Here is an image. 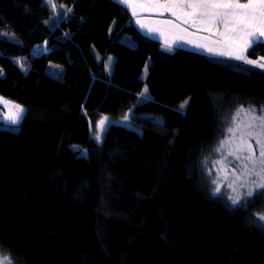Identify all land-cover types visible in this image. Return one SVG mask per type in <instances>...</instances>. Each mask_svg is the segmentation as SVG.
I'll return each instance as SVG.
<instances>
[{
	"label": "trees",
	"instance_id": "16d2710c",
	"mask_svg": "<svg viewBox=\"0 0 264 264\" xmlns=\"http://www.w3.org/2000/svg\"><path fill=\"white\" fill-rule=\"evenodd\" d=\"M0 71L25 109L0 124L13 264H264V190L233 205L213 183L231 116L264 106V69L168 49L113 0H0Z\"/></svg>",
	"mask_w": 264,
	"mask_h": 264
},
{
	"label": "snow or ice",
	"instance_id": "6c2138e0",
	"mask_svg": "<svg viewBox=\"0 0 264 264\" xmlns=\"http://www.w3.org/2000/svg\"><path fill=\"white\" fill-rule=\"evenodd\" d=\"M50 2V0H49ZM126 9H131L137 17L136 23L149 33H159L164 39L165 47L171 49L178 41L195 43L189 36L207 33L201 37L208 40L216 37L210 43H195L197 48L218 56H228L257 68L264 69V57L249 59L250 49L264 44V0H119ZM55 8V4L51 3ZM140 10V11H138ZM70 11V10H69ZM147 12L148 17L141 18V12ZM167 19H152V16ZM192 30V31H190ZM4 35H7L5 33ZM15 39V37H10ZM255 55V53H252ZM109 64L112 58L109 57ZM23 68V63H21ZM0 71V75H2ZM147 89H145V92ZM0 104L8 108L6 119L16 124L25 111L19 104L0 97ZM188 104L185 100L180 106L183 110ZM125 119H128L125 116ZM107 118L99 121L96 127L103 132ZM225 139L219 142L214 151L226 153L222 160L216 163L224 166L230 156L239 161V176L228 184L235 195L229 197L233 205L241 201L237 191L236 180L243 178L239 187H247L246 197H252L256 190H264V106L259 110L255 107H238L231 116L230 126L226 129ZM101 137L97 136L99 140ZM230 162V161H229ZM236 168L233 169L235 176ZM215 192L221 188L218 181ZM264 194V193H262ZM264 220V216L260 217ZM264 226V225H262ZM0 264H13L7 256L0 254Z\"/></svg>",
	"mask_w": 264,
	"mask_h": 264
},
{
	"label": "rangeland",
	"instance_id": "374dc122",
	"mask_svg": "<svg viewBox=\"0 0 264 264\" xmlns=\"http://www.w3.org/2000/svg\"><path fill=\"white\" fill-rule=\"evenodd\" d=\"M187 39H191V40L195 41V43H206V41L201 40L199 38L197 39V38L187 37ZM195 39H197V40H195ZM195 43H185L184 41H179V42L173 44L172 48L181 47V48H184L187 50H191V51H195V52H199V53H203V54H205V53H207L208 55L211 54V53L206 52L204 49L197 48L195 46ZM50 69H51V67H49V70L46 71L44 78L49 77V78H52L53 80L57 79L55 76H49V73L57 75L55 72H51ZM23 114H24V112L21 114V119L16 123V126H12L11 129H13L15 131L18 130V126L22 121ZM127 117H128V115H127ZM104 118H107L105 130L109 125H121V126H127L128 125V119H125V118L113 119L110 117H103L102 119H104ZM10 123H12V122L10 121ZM98 132H99V135H101L103 133L99 129H98ZM224 155H226V153L219 152L217 161L222 160ZM239 163H240L239 161H234L233 158L229 156L227 158V161L224 162L223 167L221 166V164L216 163L214 165V169H213L215 181H218L219 186L224 187L232 195H235V193H233L232 189L228 187V184L232 183V181L234 179H236V177L239 176ZM234 168H236L235 176L233 175V169ZM242 181H243L242 177L240 179L236 180V187H237V191L240 192V194H245L248 190L247 187H239V185L242 183Z\"/></svg>",
	"mask_w": 264,
	"mask_h": 264
},
{
	"label": "crops",
	"instance_id": "0c3cea01",
	"mask_svg": "<svg viewBox=\"0 0 264 264\" xmlns=\"http://www.w3.org/2000/svg\"><path fill=\"white\" fill-rule=\"evenodd\" d=\"M113 1H115V2H117L118 4H120L122 7H124L125 8V6L122 4V3H120L119 2V0H113ZM126 9V8H125ZM127 10V12L130 14V16H131V19H132V22H133V24H134V26L136 27V29L138 30V31H140L142 34H144V35H146L147 37H150V38H152V39H155V40H157V41H159L160 43H162L163 45H165L164 44V39H163V37H161L160 35H159V33H149L148 31H147V29H142L135 21H136V19H137V17H134L133 15H132V12H131V9H126ZM138 11H140V10H138ZM148 13L147 12H141V18H145V17H148ZM167 18H169V15L167 14V13H165V15L163 16V17H159V16H152V19H167ZM190 31H192V30H190ZM201 35V36H200ZM208 34L207 33H198L196 36H189V37H192V38H199V39H201V37H204V36H207ZM197 39H195V40H197ZM214 39H216V37H209V39L208 40H204V41H206V43H210L211 42V40H214ZM261 39H264V38H261ZM201 40H203V39H201ZM179 42V41H178ZM182 45V44H181ZM191 45V44H190ZM177 48H181V47H177ZM205 55H208L207 53H205ZM208 56H211V57H216V58H220V59H225V60H231V61H240V60H235V59H233V58H230V57H228V56H218V55H213L212 53L211 54H209ZM243 62V61H242ZM8 114V108L5 106V105H3V104H0V124L1 125H4V126H8V127H12V126H16V124H13V123H10V121H8L5 117H6V115Z\"/></svg>",
	"mask_w": 264,
	"mask_h": 264
}]
</instances>
